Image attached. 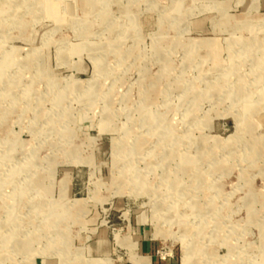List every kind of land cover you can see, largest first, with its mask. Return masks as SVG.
Masks as SVG:
<instances>
[{
  "label": "rangeland",
  "instance_id": "1",
  "mask_svg": "<svg viewBox=\"0 0 264 264\" xmlns=\"http://www.w3.org/2000/svg\"><path fill=\"white\" fill-rule=\"evenodd\" d=\"M187 246L264 264V0H0V264Z\"/></svg>",
  "mask_w": 264,
  "mask_h": 264
},
{
  "label": "bare ground",
  "instance_id": "2",
  "mask_svg": "<svg viewBox=\"0 0 264 264\" xmlns=\"http://www.w3.org/2000/svg\"><path fill=\"white\" fill-rule=\"evenodd\" d=\"M210 46V45H209ZM218 59V58H217ZM220 59V58H219ZM214 62V61H213ZM217 62V61H216ZM245 123V122H244ZM243 124V123H242ZM202 252V251H200ZM204 252V251H203ZM211 254V253H210ZM210 258H207L206 260H204V264H208V260ZM146 261V260H145ZM195 263V259H194V255L193 252L191 251V249L187 246L184 247V252H183V257H182V262L181 264H194ZM148 264V263H147Z\"/></svg>",
  "mask_w": 264,
  "mask_h": 264
},
{
  "label": "crops",
  "instance_id": "3",
  "mask_svg": "<svg viewBox=\"0 0 264 264\" xmlns=\"http://www.w3.org/2000/svg\"><path fill=\"white\" fill-rule=\"evenodd\" d=\"M148 246H149V245H148ZM145 259H146V262H147L148 264H149V261H152V258H151V257H149V256H148V257H146Z\"/></svg>",
  "mask_w": 264,
  "mask_h": 264
}]
</instances>
